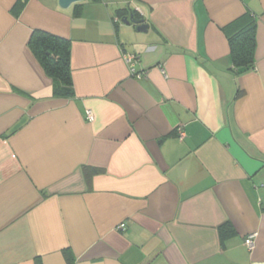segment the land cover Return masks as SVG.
<instances>
[{"label": "crops", "instance_id": "crops-1", "mask_svg": "<svg viewBox=\"0 0 264 264\" xmlns=\"http://www.w3.org/2000/svg\"><path fill=\"white\" fill-rule=\"evenodd\" d=\"M36 30L70 40L73 96ZM0 264H264V0H0Z\"/></svg>", "mask_w": 264, "mask_h": 264}, {"label": "trees", "instance_id": "trees-1", "mask_svg": "<svg viewBox=\"0 0 264 264\" xmlns=\"http://www.w3.org/2000/svg\"><path fill=\"white\" fill-rule=\"evenodd\" d=\"M257 28V17L250 11L226 27L237 74L255 68ZM30 47L46 73L52 78L54 94L63 97L73 96L70 40L36 30L30 40Z\"/></svg>", "mask_w": 264, "mask_h": 264}, {"label": "built area", "instance_id": "built-area-1", "mask_svg": "<svg viewBox=\"0 0 264 264\" xmlns=\"http://www.w3.org/2000/svg\"><path fill=\"white\" fill-rule=\"evenodd\" d=\"M124 60L129 64L130 70L134 75L142 76V73L137 72L135 64L139 58V56L135 53L127 52L123 55ZM86 117L88 120L92 121L94 120V114L91 110L87 111ZM124 224H121L119 227H123ZM245 243L247 246L252 250L255 247V235L248 236L245 239Z\"/></svg>", "mask_w": 264, "mask_h": 264}, {"label": "water", "instance_id": "water-1", "mask_svg": "<svg viewBox=\"0 0 264 264\" xmlns=\"http://www.w3.org/2000/svg\"><path fill=\"white\" fill-rule=\"evenodd\" d=\"M81 0H59V4L63 8L70 7L73 3H76ZM123 22L125 23H135L137 24L138 31L146 32L149 28V24L146 23L145 19H139L134 13H131L129 16H125L123 18Z\"/></svg>", "mask_w": 264, "mask_h": 264}]
</instances>
